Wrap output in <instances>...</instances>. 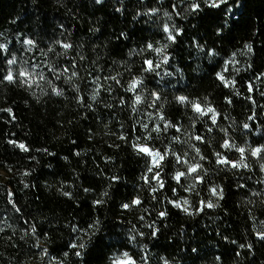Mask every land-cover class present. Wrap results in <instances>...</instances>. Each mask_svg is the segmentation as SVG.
I'll return each instance as SVG.
<instances>
[{"label":"trees","instance_id":"16d2710c","mask_svg":"<svg viewBox=\"0 0 264 264\" xmlns=\"http://www.w3.org/2000/svg\"><path fill=\"white\" fill-rule=\"evenodd\" d=\"M190 2L104 0L97 5L95 0H0V44L11 50L0 52V264H82L69 244L78 237L87 239L83 230L96 219L101 222L98 237L104 239L85 257L87 264H109L118 251L135 254L136 259L144 257L147 264H264V242L256 238L257 232L264 231V183H259L264 180L260 171L264 159L253 158L248 151L264 146V0H242L244 7L236 12L238 23L222 33L223 39L216 34L221 13L205 9L189 15L184 9ZM116 8L121 11L117 13ZM152 8L158 11L150 13ZM165 24L182 29L179 42L168 50L170 65L162 66L160 76L148 77L147 87L141 86L136 93L113 85L109 95L105 90L112 84L105 79L109 73H120L118 78L124 81L131 75L144 79L141 63L144 55L152 58V54L130 49L142 48L141 41L159 47L165 41ZM121 31L127 38L118 39ZM23 39H32L35 46L23 44ZM194 42L215 55L208 57ZM62 43L73 47L65 50ZM246 44L252 46L251 52ZM5 56L15 57L16 63L7 65ZM49 67L62 73L61 78L56 79ZM9 68L16 82L3 80ZM22 69L32 73L30 87L19 82ZM72 71L77 76H71ZM164 72L172 75L164 76ZM96 83L102 87L94 103L91 95ZM73 85L80 91H74ZM52 87L61 94L53 93ZM152 91L162 97L158 102L150 96ZM134 95L141 96L135 113L131 110L135 100L128 99ZM178 95L213 107L218 126L203 117L193 127L191 117L197 114L190 104L178 103ZM77 96L92 108L78 104ZM121 96L125 105H119ZM156 103L182 131L171 128L158 138L152 133L153 139L144 141L141 123L150 128L159 124L155 114L159 109L150 106ZM3 109H11V115ZM250 115L253 120H247ZM245 122L249 131L242 127ZM194 134L204 137L205 143L191 139ZM121 135L126 139H119ZM176 136L180 140L174 142ZM225 139L246 149L249 168L237 171L216 164V151L239 159L238 152L221 147ZM137 143L162 153L167 149L189 162L199 161L189 145L199 147L206 156L200 162L203 183L182 177L178 184L173 176L186 168L169 156L162 162L165 187L151 193L141 177L151 176L147 168L152 158L135 151L132 145ZM114 176L119 179L113 181ZM152 186H157L155 181ZM211 188L222 189L224 199L214 197ZM105 191L108 196L103 197ZM154 195L162 202L157 203ZM98 198L105 203L94 206ZM134 198L140 199V206L121 207ZM167 200L180 202L189 212L201 207V200L217 207L187 215ZM159 210L168 213L163 220L157 219ZM152 223L159 228L156 239L148 235ZM73 225L81 231L73 232ZM130 235L136 239L129 241ZM109 237L112 247H107ZM249 243L251 251L239 247Z\"/></svg>","mask_w":264,"mask_h":264},{"label":"snow or ice","instance_id":"6c2138e0","mask_svg":"<svg viewBox=\"0 0 264 264\" xmlns=\"http://www.w3.org/2000/svg\"><path fill=\"white\" fill-rule=\"evenodd\" d=\"M104 0H95V4L97 5H102ZM183 3L184 0H181ZM244 7V4L242 0H192V2L188 3L186 8L184 9V13H187L189 15H195L203 12L205 9L209 10H216L219 13H221L220 16V21L217 24L216 28V34L219 36L221 39H223L222 33H224L225 30H228L229 32L232 30V28L238 23L239 16L236 15V12L239 9H242ZM115 11L119 13L121 11L120 8H116ZM157 8H152L150 10V13H155L157 12ZM173 11L177 12L178 10L176 9L175 6H173ZM149 13V14H150ZM183 15V13H178ZM141 13H137L136 16H140ZM165 16H167L169 19H171V16L169 15L168 12L164 13ZM186 18V17H185ZM136 17H133V20H135ZM163 32L165 34V41L160 43V46L157 47L153 43H145L144 41H141V43L144 45L140 49H130L131 52H134L136 54L144 55L145 53L152 54V58H149L148 55H144V59L141 63V68L140 72L143 74L144 79H141L140 76L137 75H131L130 78L127 81L122 80L121 78H118L120 76V73H117L116 76H112L111 73L105 78L106 80H110L112 84L108 85V87L105 89L109 95H112L113 92V85L118 86L119 88H122L125 93H136L137 91L141 90V86L144 88L147 87L145 80H147L148 77H156L160 76V69L162 68L163 65H170V55L168 54V50L170 48L171 44H177L179 42L178 38L182 35V29L177 26H172L170 29L169 25L165 24L163 27ZM119 38H127L126 34L121 31L119 33L118 39ZM60 43V42H57ZM197 47L201 52H204L208 57H213L215 53L211 50L206 49L203 46H200L198 42ZM23 44L29 45V46H35L34 41L32 39H23ZM63 49L68 50L73 47L72 44L69 43H62L60 45ZM245 48L251 52L252 51V46L251 45H245ZM10 49L6 44H0V52H9ZM49 51H52L50 48ZM65 55L67 54V51L64 53ZM83 59V57H81ZM4 62L11 66L16 63V58L11 57L8 58L5 56L3 58ZM71 67L75 69L76 65L72 64ZM50 72L56 73V69L49 67L48 69ZM64 72H68V69L65 68L63 70ZM62 73H56L55 78L60 79ZM164 76H171V72H164ZM264 76V73L261 74ZM18 76L22 79L19 80L20 83L22 84H28L30 87L31 84L29 83V78L32 76V73L28 72L27 69H22L19 73ZM40 79H45V76L43 73H39ZM71 76L75 77L77 76L76 71L71 72ZM217 78L220 80H223L224 78L217 74ZM258 79L260 77H257ZM67 79V78H66ZM3 80L8 81V82H16L17 76H14L13 71L11 68H9L6 73L3 75ZM93 80L95 81V77H93ZM49 84H51V81H49ZM227 86V85H226ZM101 85L99 83H96V87L93 88L92 90V95H91V100L96 103L98 102V97H100V89ZM74 91L79 92L80 89L76 88L75 85H73ZM250 92L253 90L252 86L249 85ZM52 92L55 93L56 95H60L61 92L56 88L52 87ZM150 96L153 98L154 101H159L162 97L158 95L157 92L152 91L149 93ZM134 98L135 103L131 104V110L133 113L137 111L136 105L140 103L141 101V96L140 95H134V97H129V100H132ZM175 100L187 107L189 104L191 105L193 111L196 116L191 117L193 120V127L195 126V120L197 118H203V117H209L211 119V124L212 126H218L217 119H216V111L213 107L208 106L206 104L202 103H197L195 101L189 100V98L185 95H178L175 97ZM226 102L228 104L232 103L231 99L226 98ZM77 103L81 104L83 107L86 108H92V104L87 103L86 101H82L79 96H77ZM127 101L125 100L124 96L119 97V105H125ZM151 107L155 109H159V111H156V116L159 117V124H153L152 127L150 128L147 123H141L140 127L145 130V135H143V140L144 141H150L153 139L152 133H156V138L159 137L161 132H167L171 128H175L176 132H181V128L176 127L175 123L169 122L166 118V116L163 114V108L162 105L159 103H156L154 105H150ZM105 107L107 108H112V104H106ZM3 111H7L10 115L12 113L11 109H3ZM151 119V116L149 117ZM247 120H253V116H248ZM162 125V127L160 126ZM243 129L245 131L250 130V126L248 123H244L242 125ZM213 130L212 127L208 128V131L211 132ZM191 139H195L199 143H205V138L202 137L199 134H194L190 137ZM119 139L125 140L126 137L121 135L119 136ZM180 137L176 136L173 138V141H179ZM8 143L10 144H15L14 141L9 140ZM18 147L23 149L24 151H28L27 147L23 144H19ZM133 149L137 151L140 154L147 155L152 158V166L147 168V172L151 173V176H148L145 174L144 176L141 177V179L144 181L145 184L149 185V189L151 193H156L159 189H164V180L162 178L161 172L163 169V163L166 161V158L169 156H173L175 158V161L177 164H181L185 166L186 170L185 171H180L177 170L175 175L173 176V179L176 180L178 184L182 183L181 178H193L196 180V182L203 183V177L200 175V172L203 170L202 169V164L200 162L204 161L206 159V156L202 154V151L199 147H196L194 145H189V147L194 148L196 156L199 157V161L193 160V162H189L188 160H182L180 156H176L174 152H171L169 150H164L163 153L158 150H153L148 144H133L132 145ZM222 148L228 149V150H235L240 154L238 160H233L231 157H226L221 155L219 151H216L213 153V155L216 157V164L217 165H223V166H228L231 167L234 170H240L241 168H249V165L245 162V153L246 149L244 147H239L234 145L233 143H230L228 139H225L223 144L221 145ZM46 151V150H45ZM250 155L253 158H260L264 159V146L261 147H254L251 148L250 150ZM49 155H52V153H48ZM79 155V153H77ZM184 156H187L188 153L185 152L183 153ZM260 171L264 172V163L260 164ZM27 175V173H25ZM206 176L207 173H204ZM113 181L118 180V177H112L111 178ZM152 181L156 182L157 186H152ZM259 183H264V180H260ZM189 188H192L193 185H189ZM240 187H243V185H240ZM85 192L89 191V189H84ZM175 191V189L173 190ZM210 192L214 197H217V199L222 200L224 199L223 195V190L221 189L219 192L217 191L216 188H211ZM65 196L70 195L69 193L65 192L63 193ZM103 197L108 196V192L105 191L102 193ZM154 200L157 201V203H161L162 201L159 200L158 197L155 195L152 197ZM169 204H172L173 206L180 208V210L184 211L187 215H193V214H198L199 212H202L204 208H215L217 207L216 203H213L211 201H204L201 200L199 201V204L201 207H198L194 210V212H189L187 207H182L180 202L175 201V200H167L166 201ZM11 203V201H9ZM105 203V201L102 198H98L93 201V205H100ZM187 200L184 201V204L187 205ZM141 201L139 198H134L131 202V204L128 203H123L121 207L125 210L130 209L132 206H140ZM168 213L165 210H159L156 213L157 219L163 220L166 218ZM141 220L144 219V217H140ZM100 220L96 219L94 220L86 230H83V236H86L87 239H83L82 237H78L75 242H70L69 247L74 249V255L75 257L82 261V264H87V260L85 257L89 255L93 249L96 247L97 241L103 242V237H98V233L101 231L100 228ZM150 232L148 233L149 236H151L153 239L158 238L159 234V228L155 225V223L149 224L148 225ZM73 232H79L81 229L77 228L75 225L72 226ZM135 231V230H133ZM32 232H36V228H32ZM137 235L144 237L143 232H138ZM257 240L264 242V231L257 232L256 234ZM136 239L135 236L130 235L128 237L129 241H134ZM109 243L107 247H112L111 243V238H108ZM233 244L236 243V241H232ZM239 247L241 249L247 247L249 251L252 250L253 245L251 243L249 244H240ZM192 251L195 253L197 251L196 248H193ZM44 253L47 254V249H44ZM237 256L240 255V252L236 253ZM69 253L65 252L64 257H68ZM219 259V258H218ZM63 264V262H61ZM109 264H147V260L144 257H140L139 259H136L135 254H130L128 251H123V252H117L115 256H113L109 262ZM164 264H167V261L164 262Z\"/></svg>","mask_w":264,"mask_h":264}]
</instances>
